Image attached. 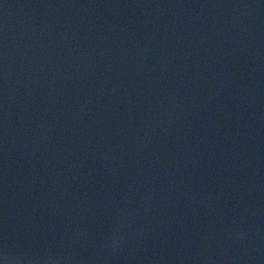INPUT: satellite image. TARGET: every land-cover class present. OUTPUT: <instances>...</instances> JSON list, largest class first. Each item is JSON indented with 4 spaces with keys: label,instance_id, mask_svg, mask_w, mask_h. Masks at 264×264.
<instances>
[{
    "label": "water",
    "instance_id": "water-1",
    "mask_svg": "<svg viewBox=\"0 0 264 264\" xmlns=\"http://www.w3.org/2000/svg\"><path fill=\"white\" fill-rule=\"evenodd\" d=\"M239 0H0V264H174Z\"/></svg>",
    "mask_w": 264,
    "mask_h": 264
}]
</instances>
